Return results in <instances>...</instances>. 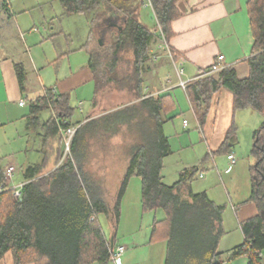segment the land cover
<instances>
[{
    "label": "trees",
    "instance_id": "1",
    "mask_svg": "<svg viewBox=\"0 0 264 264\" xmlns=\"http://www.w3.org/2000/svg\"><path fill=\"white\" fill-rule=\"evenodd\" d=\"M57 1L66 15L91 16L94 35L104 37L107 31L118 30L113 43L114 60L120 52H132L134 90L140 101L78 127L70 157L65 161L63 133L79 124L72 121L75 108L71 95L48 89L30 101L31 120L39 122L43 113L51 114L42 121L48 132L44 157L23 171L20 199L14 197L0 164V261L11 253L14 264H110L116 239L113 241L105 235L99 217L112 214L117 230L128 182L136 175L141 179L142 212L165 214L164 219L154 221L151 236L152 243L167 241L165 264H221L219 245L224 235L225 206L216 203L205 191L194 192L197 166L184 169L174 184H165L164 161L172 150L163 128L172 117L164 118L163 114L169 115L175 105L171 99L164 101L168 96L143 94L152 47L157 37L164 36L169 42L172 22L179 17L176 6L179 0H149L157 20L153 30L141 22L144 0ZM2 8L7 10L6 3ZM247 8L253 34L252 53L247 61L249 76L240 79L234 68H224L201 77L209 70L206 69L187 86V95L201 127L211 113L214 96L223 88L233 95L234 113L251 109L264 119V0H249ZM100 56L98 51L91 56V66L97 72ZM16 70L23 87L24 67L17 65ZM124 126L136 134V145L130 150L113 211L104 187L87 170L90 144L86 136L97 131L108 138ZM236 136L237 126L233 122L217 152L231 154ZM253 139L251 155L255 164L249 170L251 195L247 202L256 206L257 214L241 222L245 240L233 249L231 259L245 255L248 264H264V120Z\"/></svg>",
    "mask_w": 264,
    "mask_h": 264
},
{
    "label": "crops",
    "instance_id": "2",
    "mask_svg": "<svg viewBox=\"0 0 264 264\" xmlns=\"http://www.w3.org/2000/svg\"><path fill=\"white\" fill-rule=\"evenodd\" d=\"M248 1L179 0L176 5L179 17L172 22V36L168 43L164 39L165 49L162 47V51L158 52V56H155L156 61L152 64V69L145 75L143 94L146 97L168 96L164 101L171 99V103L173 107L175 105L176 109L179 106V101L183 104L187 102L194 114L187 92L180 86V82H188L189 84L199 76L201 71L209 69L219 55L224 56L223 67L234 68L240 79L247 78L250 71L247 61L251 56L253 47V34L247 8ZM3 3L7 5L6 11L2 8ZM147 9L152 12L149 17L153 15V27H156L157 20L149 0H144V6L141 10V22L146 27L149 26L146 22L149 20L146 14ZM66 16L67 20H73V17H71L73 15H66L62 6L56 10L55 0H0V164L4 172L10 166L15 168V173L17 169L21 170L19 181L15 180V176L11 179L9 184L11 188L23 184V171L25 168L30 164L41 162L44 157V143L47 140L45 138L48 132L42 121L51 114L50 112L43 113L39 122L31 120L29 106L31 100L44 95L48 89L56 94H66L71 95V97L74 94L77 99L82 97L83 101L89 103V107L85 112V102H78L76 108H79V113L83 114L85 112V116L82 115L77 120L79 122L78 127H83L90 121L100 118L105 114L140 101V99H135L128 102V104H123L113 108V110L107 111L101 107L103 106L102 103L97 102L99 95L97 71L91 66V56L96 52L92 44L93 39L96 38L99 45H101V37L97 34L94 35L92 31L88 34L85 32V36L83 38L80 37L79 45L74 46V41L75 39L77 40V35L75 37L74 35L77 30H71L70 24H67V28L61 24L60 26L56 24V21L61 22ZM77 16L82 15L74 17L77 18ZM46 18H49L51 26L42 29L41 25L43 23H40V21L44 22ZM89 23L93 22L86 20L85 26ZM111 27L113 25L110 26V29H112ZM151 51V53L156 54L154 53L155 49L152 48ZM161 57L169 59L171 65H174L176 78H166L161 72L164 69L160 68L159 61ZM165 63L168 64V61H165ZM17 65H22L25 70L24 88L19 82L16 70ZM181 91L184 93L185 99H182ZM21 101H24L23 106L20 105ZM241 112L244 111L233 112V95L228 89L223 88L214 96L209 123L202 127V132L200 133L204 137L203 141L206 143L208 149L205 158L210 159L215 153H218L217 151L220 149L228 129L234 120L237 122L239 114H242ZM246 114L244 113L243 116H247ZM167 116L168 114L164 112L163 117L167 118ZM263 120L262 116L261 124ZM183 121L182 127L185 130L189 126H185ZM255 123L251 126V128L254 127L251 132L253 144L254 132L261 126L260 124L256 128L257 124ZM165 126H168V122L164 124L163 128L165 136L168 137L165 132ZM100 134V132L96 131V133H89L86 136L90 144L86 156V166L89 168L90 165L88 166L87 162L89 163L92 158H95L92 155L94 152L92 151L91 142H96L97 139H104L105 136ZM112 137L114 135L108 138ZM237 143H239V137L237 138L236 136L233 149L237 157L235 165L230 166L228 160L229 154H224L225 161L216 159L215 156L211 158L213 160L212 167H225L224 173L219 174L221 177L224 176L225 179L229 178L230 180L236 176L235 174L238 171L244 173L246 170H250L252 166L249 165V156H247V168L244 165V162L246 163L245 159H243L244 154L240 150L239 152L237 151ZM101 149L103 151V147ZM172 154L173 151L170 155ZM238 154L242 155L240 160L238 159ZM101 156L103 159L104 152H102ZM124 159H126L125 161L122 160L124 166L120 169L117 181L115 182V184L119 182L117 183L118 186L121 185L126 174L130 156H125ZM187 167L189 166L183 164L182 170ZM89 172L100 181L103 187L104 183L98 178L96 172L92 170ZM200 177L204 178L205 173L200 172ZM115 184L113 182V185ZM226 191L228 192V190ZM207 194L216 203L222 204L221 201L218 202L216 198L210 196L209 193ZM250 195L251 182L248 198H241L236 203L229 198L231 207L236 213L240 229L242 221L257 214L256 206L253 203L247 202ZM139 202L140 217L143 214L141 192ZM122 203L121 208L123 206ZM159 214H161V218L159 219H164V213H160V211L155 213L152 222L149 224L150 229H152V225L158 219ZM139 217L137 216V219H140ZM106 222L108 224L104 230L105 235L113 241L115 238L116 246L123 245L127 249V253H124L122 257V264H152L153 260L149 259V254L158 242H164L165 247H163L162 252L163 257L164 253L166 256L167 241L164 239L152 243V231L145 236L143 241H139V237L133 235L130 237L129 244L125 245L119 242L118 232L117 230L115 231V219L112 214L106 217ZM100 223L103 225L101 220ZM242 235L244 238L243 232ZM244 240L245 238L241 243L227 250L228 255L226 259L228 264H248V258L245 255L231 259L233 249L241 245ZM139 252H144V254L140 255L141 257L138 260L137 256H139ZM219 259L221 264H223L221 253ZM0 264H14L13 255L8 253L0 261Z\"/></svg>",
    "mask_w": 264,
    "mask_h": 264
},
{
    "label": "rangeland",
    "instance_id": "3",
    "mask_svg": "<svg viewBox=\"0 0 264 264\" xmlns=\"http://www.w3.org/2000/svg\"><path fill=\"white\" fill-rule=\"evenodd\" d=\"M56 10L58 7H61L59 1L55 0ZM57 12V11H56ZM147 20L146 22L149 24L147 26L149 29L153 30L154 20L153 15L149 17L152 12L147 9ZM73 15V20H67L63 18L61 22L56 21L57 26L63 25L67 28V24H70L71 30L75 29V35H77V40L74 41V46L79 45V41L81 38L85 36V32L90 33V31H95L93 29L94 24L92 23L85 26V21L89 20L92 21V17L88 14H83L82 16H77L75 18ZM77 19V20H76ZM80 19V20H78ZM71 21V22H69ZM153 21V23H152ZM49 18L40 23L41 28L43 29L48 28L51 26L49 23ZM118 30L113 28L111 31H107L103 36L100 38L101 45H99L98 40L95 38L93 39V48L98 51L101 56L99 60L101 61L100 65H98V72H97V79H98V101L101 102L103 109L113 110L117 106L128 104V102L134 101L137 99V92L134 90V86L136 85L133 81L134 78V58L131 51H124L120 52L117 55V59L113 54L114 48V38ZM79 37V38H78ZM162 47L164 48V37H157L156 42L153 45V49H155L152 57V61L150 63V69L153 67V62L156 61L155 56H158V52L162 51ZM165 49V48H164ZM157 51V52H156ZM168 61V64L165 63ZM160 68H164L161 72L164 76L170 79L176 78V72L174 69V65H171L169 59L165 57L160 58ZM170 66V67H169ZM182 93V99H185L184 93ZM79 95V93H78ZM100 99V100H99ZM79 101H83V98L77 99L76 95H72L71 97V104L75 108V113L73 115L72 121L76 122L79 120L82 115L85 116V112L89 107V103H84V110L83 114L79 113V108H76ZM79 107V106H78ZM83 110V107H82ZM246 110H248L246 112ZM242 110V114H239L234 123L237 126V138L239 137V143L236 144V149L239 150L244 154L243 159H245L247 168V156L250 158V166L255 164L254 158L251 156V149H252V130L254 127L251 128L252 124L255 123L256 128H258L262 122V116L251 109ZM240 112V111H239ZM238 113V112H237ZM244 113H247V116H243ZM236 115V114H235ZM169 117H172L168 121V126H165V132L170 138V144L173 151L172 155H169L165 158L164 161V168H163V176L165 184L172 185L174 182L178 181L180 177V172H182L183 164L189 166L187 168L192 167H200L199 172L194 178L193 181V190L194 192H204L210 194L213 198H216L218 202H222V205L225 206V211L223 214L224 220V230L225 233L223 235V239L220 244L221 253V261L223 264H228L227 261V250H230L235 245L241 243L243 241V235L239 226L238 219L236 217V213L231 207V203L229 198H231L235 203L239 201V199L249 196L250 194V176H249V169L246 172L238 171L236 176L229 180V178L225 179L224 176L221 177L219 174L224 173L225 167L223 166H213V156L216 159H222L225 161V156L222 153H215L210 159L205 158L206 153L208 152L207 145L203 141L204 137L200 135L202 132V127L199 125L197 118L191 111L189 104H183L179 101V106L170 111ZM186 120L189 126L187 129H183L182 121ZM209 123V117L207 118L205 126ZM167 125V124H166ZM240 133H239V127ZM78 127V126H77ZM111 137V136H109ZM91 147L93 157L92 160L87 164L90 165L92 171L96 172L98 178L103 181L104 183V190L107 196L108 202L111 204L109 207L111 210L114 211L116 197L119 192L120 186L117 185V178L119 175L120 169L123 168L124 163L122 160L124 157L130 156L131 148L136 145V134L132 130L127 127H123L119 134L114 135L112 138L105 137L104 139H97L96 142H91ZM103 147V151L101 149ZM102 152H104V157L102 159ZM106 152V153H105ZM71 150H66L65 147V154H64V161L67 157H70ZM234 153V152H233ZM241 153V154H242ZM238 154V159L240 160L242 155ZM235 155V153H234ZM236 156V155H235ZM237 158V157H236ZM212 167V168H211ZM89 167L87 169L90 170ZM182 170V171H181ZM200 172L205 173V177H200ZM15 180L19 181L21 178V170L17 169L15 173ZM113 182L115 185H113ZM228 190V192L226 191ZM140 192H141V179L138 176H132L128 182L127 186V193L123 199L122 208H121V216L120 222L118 223V239L119 242L128 245L130 242V237L133 235L138 236L139 241H143L145 236L148 235L152 229L149 228L150 222H152V218L155 215V212H147L141 214L140 211ZM163 213V212H160ZM137 216L140 219H137ZM105 215L100 216V220L103 222V229L107 228ZM161 218V214L158 215V219ZM106 226V227H105ZM164 242H158L152 248L149 259L153 260L152 264H163L165 263V253L163 257V247ZM162 249V250H161ZM127 250V249H126ZM127 253V251H125ZM144 252H139V256L137 259L139 260L140 255H143ZM264 256V251H263ZM143 258V257H142ZM137 263V262H136ZM239 263V262H237ZM110 264H113L112 262ZM230 264V263H229Z\"/></svg>",
    "mask_w": 264,
    "mask_h": 264
},
{
    "label": "built area",
    "instance_id": "4",
    "mask_svg": "<svg viewBox=\"0 0 264 264\" xmlns=\"http://www.w3.org/2000/svg\"><path fill=\"white\" fill-rule=\"evenodd\" d=\"M164 37V36H163ZM223 61H224V56L223 55H219L215 62L211 65V67L209 68V70H207L206 72H204L203 74H201V77H206V76H211L214 75L218 72H220L221 70H223L225 67H223ZM180 86L183 89H187L188 86V82H180ZM55 91V90H54ZM20 105L23 106L24 105V101L20 102ZM184 125L187 126V121L184 120L183 121ZM78 127H70L69 129H67L66 131H64L63 133V137L65 140V146H66V150H70V146L73 140V137L77 131ZM228 160L231 165H235L237 163V158L234 155V153H231L228 155ZM15 173V168L10 166L6 169L5 172V177H6V181L8 182V184H10L11 179L13 178ZM23 186V184H20L18 186L12 187V189L14 190V197L20 199L21 198V187ZM126 251V247L123 245L117 246L115 249L112 250V262L113 264H122V257L124 255Z\"/></svg>",
    "mask_w": 264,
    "mask_h": 264
}]
</instances>
